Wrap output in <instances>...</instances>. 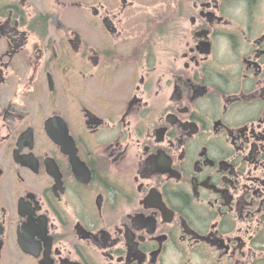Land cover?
I'll use <instances>...</instances> for the list:
<instances>
[{
  "label": "flooded vegetation",
  "instance_id": "obj_1",
  "mask_svg": "<svg viewBox=\"0 0 264 264\" xmlns=\"http://www.w3.org/2000/svg\"><path fill=\"white\" fill-rule=\"evenodd\" d=\"M140 2L0 0V264H264V0Z\"/></svg>",
  "mask_w": 264,
  "mask_h": 264
},
{
  "label": "rangeland",
  "instance_id": "obj_2",
  "mask_svg": "<svg viewBox=\"0 0 264 264\" xmlns=\"http://www.w3.org/2000/svg\"><path fill=\"white\" fill-rule=\"evenodd\" d=\"M171 3V0H141L139 6L144 11L147 22L153 23L158 21L164 8L170 6Z\"/></svg>",
  "mask_w": 264,
  "mask_h": 264
}]
</instances>
